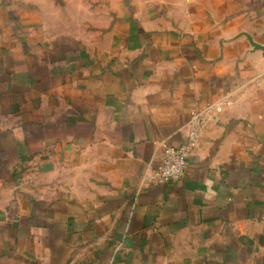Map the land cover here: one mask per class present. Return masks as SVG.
<instances>
[{
    "label": "crops",
    "instance_id": "crops-1",
    "mask_svg": "<svg viewBox=\"0 0 264 264\" xmlns=\"http://www.w3.org/2000/svg\"><path fill=\"white\" fill-rule=\"evenodd\" d=\"M259 47L264 0H0V264H264Z\"/></svg>",
    "mask_w": 264,
    "mask_h": 264
},
{
    "label": "built area",
    "instance_id": "built-area-1",
    "mask_svg": "<svg viewBox=\"0 0 264 264\" xmlns=\"http://www.w3.org/2000/svg\"><path fill=\"white\" fill-rule=\"evenodd\" d=\"M220 105L214 108L215 113ZM211 120L208 111H194L190 114L184 142L177 148L163 149L159 166L148 174V182L153 184L173 183L183 177L188 157L198 147L207 125Z\"/></svg>",
    "mask_w": 264,
    "mask_h": 264
},
{
    "label": "water",
    "instance_id": "water-1",
    "mask_svg": "<svg viewBox=\"0 0 264 264\" xmlns=\"http://www.w3.org/2000/svg\"><path fill=\"white\" fill-rule=\"evenodd\" d=\"M254 47H255V46H254ZM257 48H258V47H257ZM259 48H261V50L264 51V47H259Z\"/></svg>",
    "mask_w": 264,
    "mask_h": 264
}]
</instances>
